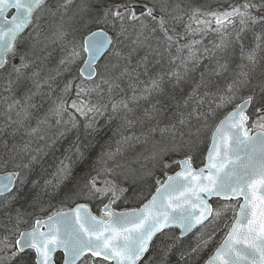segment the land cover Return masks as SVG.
Returning <instances> with one entry per match:
<instances>
[{
    "label": "snow or ice",
    "instance_id": "snow-or-ice-1",
    "mask_svg": "<svg viewBox=\"0 0 264 264\" xmlns=\"http://www.w3.org/2000/svg\"><path fill=\"white\" fill-rule=\"evenodd\" d=\"M0 107L13 140L78 133L28 193L31 141L0 145V264H195L221 221L203 264H264V0H0ZM105 116L117 147L77 175ZM133 141L150 145L139 170L118 159ZM49 188L74 206L49 214Z\"/></svg>",
    "mask_w": 264,
    "mask_h": 264
},
{
    "label": "trees",
    "instance_id": "trees-1",
    "mask_svg": "<svg viewBox=\"0 0 264 264\" xmlns=\"http://www.w3.org/2000/svg\"><path fill=\"white\" fill-rule=\"evenodd\" d=\"M194 1L197 3L200 2L206 3L210 1L213 2L211 3L212 5L217 3V0H194ZM207 47L211 48L212 44L207 45ZM58 55L59 53L57 52V56ZM194 75L196 76L197 79L199 78V73H195ZM214 79H216L217 83L220 86L226 85V81L224 80L223 77L214 78ZM181 87L184 89V92H187L189 90L188 85H182ZM175 92L178 96L182 94L180 88L175 89ZM0 111H3L2 107H0ZM13 119H15L14 114H13ZM7 123H8L7 118L3 115H0V145H2L5 139H7L10 144L15 142L21 145L24 143V141L30 140L31 141L30 151L33 155L38 156L37 162H35L30 167V169L27 170L28 180L27 183L21 189V192L28 193L32 191L34 182H36L37 184L36 190L38 191L40 187L43 186L45 180L53 178L52 173L55 171V167L58 160L63 156L64 150L68 148L69 145L72 144L74 140H76L78 133L75 129H73L65 133L62 137H54L52 133L55 132V129H52L51 131L47 132L46 139L41 140L39 136L28 137L24 135V131L23 129H21L13 140V138L10 135H8L9 133L12 132L13 129L12 127L5 128V125ZM119 124H120L119 119L108 120L106 116L101 117L98 122V131L87 138H82L80 142L81 151L85 153L86 159L77 162L75 166V173L77 175L81 174L82 172L89 171L90 168L96 164L97 157H99L102 152L115 151L117 147L116 141L120 139L119 132L117 131ZM31 126L35 127V119L31 121ZM146 129L147 126H144L142 128L141 126L137 125L135 128L129 130V132L126 134L142 136V132L146 131ZM82 132H83V128L81 127L80 133L82 134ZM114 132L116 133L115 135ZM210 135H211V130H207L204 133L205 143L200 146V152L195 156V160H194L195 165H199L200 163H202L203 155L206 152ZM53 140L55 141L54 143ZM37 148L41 150L39 153L36 152ZM147 148H150V145H144L143 143L137 144L134 141L132 142L131 146L124 145L123 146L124 161H121V163L125 164L126 167L136 168L139 170L140 163H144V161L142 158H140L139 163L136 162L138 158V154L142 152H146ZM109 163L111 164V161ZM116 172L117 173L120 172L121 181H119L118 183L125 185V187L131 185L130 179L128 181H125V176L121 172V169H116ZM94 174L95 173H93V175ZM158 175L161 174L158 172L157 176ZM153 190L154 188L152 189V191ZM48 192L50 193L49 195L42 194V202L49 214L51 212L60 210L61 208L67 209V207L72 206L70 204L62 205L61 204L62 195L56 196L52 194L53 190L51 188L48 189ZM129 194H131V192H129ZM139 203L140 202L125 204L124 202L118 201L117 206L118 208L124 209L125 207H136L139 205ZM90 206L92 210L97 213L98 210L97 203L93 202ZM29 211H33V210L29 209ZM36 214L39 215L38 210H36ZM231 215L232 214L229 212L227 218L230 219ZM223 235H224L223 221H221L220 230L216 233L213 243L207 249L204 250V252L201 254L198 260L194 258L195 264H202L204 259L213 251L216 245L221 241ZM193 239L194 237L192 236L187 237L182 247L188 245L189 243H192ZM175 259L176 257L173 256V261H175Z\"/></svg>",
    "mask_w": 264,
    "mask_h": 264
},
{
    "label": "bare ground",
    "instance_id": "bare-ground-1",
    "mask_svg": "<svg viewBox=\"0 0 264 264\" xmlns=\"http://www.w3.org/2000/svg\"><path fill=\"white\" fill-rule=\"evenodd\" d=\"M215 5H216V4H213L214 7H215ZM207 40H208V39H205V40L203 41V43L206 42ZM210 137H211V135H210ZM208 143H210V138H209ZM206 151H207V149H206ZM201 166H202V163H200L199 165H195V164H194V167H197V168H198V167H201ZM178 170H179V168H178V167H175V168L173 169V171L170 172L169 174H173L174 171H178ZM158 177H159L160 179H164V177H163L162 175H158ZM153 191H154V190H153ZM120 202H123V201H120ZM117 203H118V202H117ZM72 206H74V205H72ZM138 206H139V205H138ZM138 206H136V207H138ZM90 207H91V206H90ZM114 207L116 208L117 211H121V210H123V209H121V208H118L117 205H115ZM97 208H99V204H98V203H97ZM64 210H66V209H64ZM91 210H92V208H91ZM92 211H93V210H92ZM93 212H94V211H93ZM94 213L97 214V215H99V211H98V210H97V213H96V212H94ZM189 236H192V237H193L192 234H190ZM189 236H188V237H189ZM186 238H187V237H186ZM186 238H185V239H186ZM218 244H219V243H218ZM218 244H217V245H218ZM217 245H216V246H217ZM214 249H215V248H214ZM214 249H213V251H214ZM213 251H212V252H213ZM212 252H211V253H212ZM211 253H210L209 255H211ZM209 255H208L204 260H206V259L209 257ZM202 264H203V262H202Z\"/></svg>",
    "mask_w": 264,
    "mask_h": 264
},
{
    "label": "rangeland",
    "instance_id": "rangeland-1",
    "mask_svg": "<svg viewBox=\"0 0 264 264\" xmlns=\"http://www.w3.org/2000/svg\"><path fill=\"white\" fill-rule=\"evenodd\" d=\"M195 2V1H194ZM197 3V2H196ZM200 3H203V2H200ZM206 3H209V4H211V3H213V2H210V1H208V2H206ZM205 39H208L206 42H204V45H209V44H212L214 41H213V37H212V35H209L208 37H206ZM118 159L120 160V162L121 161H124V154L122 155V156H120V157H118ZM114 179L117 181V182H119V181H121V179H120V172L119 173H117V175L114 177ZM121 184V183H120ZM122 185V184H121ZM122 186H125V185H122ZM129 196H131V194H129ZM106 202V201H105ZM215 206H216V204H215ZM99 207H100V205H99Z\"/></svg>",
    "mask_w": 264,
    "mask_h": 264
},
{
    "label": "water",
    "instance_id": "water-1",
    "mask_svg": "<svg viewBox=\"0 0 264 264\" xmlns=\"http://www.w3.org/2000/svg\"><path fill=\"white\" fill-rule=\"evenodd\" d=\"M213 200H216L215 198H213ZM211 202V201H210Z\"/></svg>",
    "mask_w": 264,
    "mask_h": 264
}]
</instances>
